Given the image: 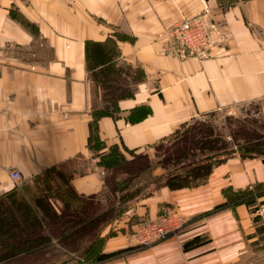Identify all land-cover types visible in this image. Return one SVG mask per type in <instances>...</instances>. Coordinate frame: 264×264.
<instances>
[{
  "label": "crops",
  "instance_id": "crops-1",
  "mask_svg": "<svg viewBox=\"0 0 264 264\" xmlns=\"http://www.w3.org/2000/svg\"><path fill=\"white\" fill-rule=\"evenodd\" d=\"M201 13L223 38L198 55L168 53L166 29ZM89 42L114 51L90 70ZM109 64L121 67L131 93L116 100L114 115L96 117L99 152L116 145L133 159L131 151H147L151 165L134 179L142 192L100 229L101 252L119 251L96 264H264V193L258 212L244 202L217 208L228 191L264 183V158L231 154L194 186L150 179L163 172L153 165V145L192 118L222 108L235 118L252 102L263 110L264 0H0V197L80 154L86 169L67 184L103 201L106 170L87 143L102 92L91 75ZM143 105L149 112L137 116L133 110ZM170 209L184 215L183 228L137 244L136 223Z\"/></svg>",
  "mask_w": 264,
  "mask_h": 264
},
{
  "label": "trees",
  "instance_id": "trees-1",
  "mask_svg": "<svg viewBox=\"0 0 264 264\" xmlns=\"http://www.w3.org/2000/svg\"><path fill=\"white\" fill-rule=\"evenodd\" d=\"M86 52L87 68L89 70L100 63L108 61L114 53L110 43L94 42L87 43ZM120 70L121 67L115 68L109 64L104 68L93 71L91 75L94 82L102 90L103 105L94 106L93 114L95 117L91 123V133L88 137L87 146L92 151L93 156L98 157V163L106 170L103 195L110 202L107 210L88 211L85 203L88 200L92 201L94 198L77 194L67 184L68 177L73 173H81L86 169V160L80 154L64 160L59 164V169L44 174L50 176L48 181L42 179L44 187L40 191L35 190L31 195L26 196L21 192V189L27 183L21 182L11 192L0 197V264H51L55 263L57 258H60L61 262H68V260L75 257L74 262L76 264H87L86 261L90 258L100 261L119 251L101 252L100 250L98 253L85 258L81 255V249L88 251L92 249L94 243L100 241L101 227L109 218L120 212L122 202L139 194L138 191L141 190V186H133L131 183L136 176L147 170L151 165L147 154H134V151H131L134 158L127 159L121 154L116 145L109 146L106 152H99L104 143L96 132V117L98 115H114L118 111L116 100L131 93V89L125 84L127 83L126 79L120 77ZM120 87H124L126 93L113 97L114 94L120 91ZM133 111H136L137 116H142L147 114L149 109L143 105ZM241 112L242 114L235 118L227 116L225 125L222 127L223 130L226 127V133L231 136L236 149L233 150L231 144L229 146V142L224 139V133L217 127V129L211 128L206 123H201V127L193 124L196 123L193 122L188 129L182 131L183 126H187L189 123L183 124L169 137L170 141L166 139L155 144L156 147L169 144V149L166 147L167 152H165L164 157L156 161V164L163 168V172L150 179H160L170 188L194 186L207 178L215 164L231 154L237 153L241 157L264 158V122L257 125L255 120L257 114L261 113L260 104L252 102L246 105ZM191 120L194 121L196 118L194 117ZM135 159H137V166L133 173L120 170L123 164L132 165ZM184 161H189L191 165L179 167L178 164H183ZM116 168H119V173L113 174L112 177L118 186H114L115 189L107 193L109 192L107 183L109 173ZM52 174L56 175L58 179V182H55L53 186L50 184ZM38 180H41V178H38ZM117 192H121V195L118 196L119 202L115 205L110 196L111 193ZM263 193L264 183L259 182L243 189L230 190L227 192V200L219 204L217 208L240 202L255 205L256 198ZM51 194L62 202V209L59 212L55 210L50 201V197L53 196ZM108 214L110 216L106 218ZM103 218L105 219L102 221ZM99 220L102 222L91 239L83 240L79 237L82 228H86L90 224L94 225ZM56 225L60 228L58 235L55 231ZM54 237H58L55 242L52 241ZM43 246H47L45 253L50 254L43 262L41 261L42 263L23 260L38 252ZM74 247L75 251H70ZM56 248L63 250L62 256L51 255L52 251L56 254L60 253ZM81 259L84 262L80 261Z\"/></svg>",
  "mask_w": 264,
  "mask_h": 264
},
{
  "label": "rangeland",
  "instance_id": "rangeland-1",
  "mask_svg": "<svg viewBox=\"0 0 264 264\" xmlns=\"http://www.w3.org/2000/svg\"><path fill=\"white\" fill-rule=\"evenodd\" d=\"M116 83H119V82H116ZM126 84V83H125ZM125 94L126 92H125V88L123 87H120V91H118V93H116V94H114L113 95V97L114 96H116V95H120V94ZM102 92H101V97H102ZM101 97H100V100L99 101H97V102H95V105L97 106V107H99V106H102L103 105V101L101 102ZM229 114H230V112H229V110H228V108H222V109H219V110H216V111H214V112H212V113H208V114H205V115H201V116H196L195 118H196V120H189V122H187V126L185 125V126H183V128H182V131L183 130H186V129H188L189 128V126L190 125H192V123L193 122H196V123H199V124H196V123H193V124H195V125H197V126H201L202 124L201 123H206V124H209V126H211V128L213 127V128H219L220 129V131L221 132H223L224 133V139H225V141H227V142H229V146H230V144H231V146H232V148H233V150L234 149H236V145L232 142V138H231V136L229 135V134H227L226 133V127H225V130H223L222 129V127L225 125V120H226V116H229ZM257 116H259V117H257ZM257 118L255 117V120H256V122H257V125H259L258 123H260V122H263V110H261V113L259 114H257ZM202 127V126H201ZM185 128V129H184ZM216 128V129H217ZM180 133V132H179ZM171 135H173V134H171ZM171 135L170 136H168V138H164L163 140H166V139H169V137H171ZM160 141H162V140H160ZM168 141H170V139L168 140ZM168 141H165V142H168ZM159 142V141H158ZM157 143V142H156ZM155 143V144H156ZM155 144L153 145V152H154V158H153V162H154V166H159L162 170H163V168L160 166V165H158V164H156V161L158 160V159H162L163 157H164V154H165V152H167L166 151V149L169 147V144L167 145H162V146H158V147H156L155 146ZM167 147V148H166ZM169 149V148H168ZM106 152V151H105ZM146 152L147 151H140L139 153H145L146 154ZM168 152H170V151H168ZM197 158H199V157H197ZM148 160H149V157H148ZM179 165V167H187V166H190L191 165V163L189 162V161H184V163L183 164H178ZM136 166H137V159H135V161L133 162V164L131 165V164H123V167L120 169L121 171L123 170H127V171H129V172H134V170H135V168H136ZM175 166H177V165H175ZM169 168V167H168ZM169 169H171V168H169ZM119 168H116L115 170H113L111 173H109V176H108V178L109 179H107V183H108V185H109V192H107V193H110L111 191H112V189L114 190L115 189V187L114 186H118L117 184H116V181H114V179H113V174H118L119 172ZM50 175H48V176H46V175H43L42 177H41V180H38V179H35L34 181H31V182H27V184H24V186L22 187V189H21V192L23 193V194H25L26 196H29V195H31V193L32 192H34L35 190H38V191H40L41 189H42V187H44V183H43V181H42V179H45V180H47L48 181V177H49ZM143 177H148L147 176V173H143ZM58 179H57V176L56 175H54V174H52L51 175V181H50V184H51V186H53L54 184H55V182H58L57 181ZM53 181V182H52ZM138 181V180H137ZM115 182V183H114ZM136 184V182L135 181H133L132 183H131V185H135ZM128 185H129V183H128ZM127 185V186H128ZM137 185H138V183H137ZM44 189V188H43ZM111 190V191H110ZM142 192V190H139L138 191V193H141ZM119 193V194H118ZM121 195V192H117V193H111V196H110V198L113 200V203H115V205H117L118 203H117V201H118V196H120ZM53 201V200H52ZM53 202H55V200L53 201ZM108 203H110L109 202V199H107L105 196H104V198H103V201L101 202L100 200H88V201H86V203H85V207L87 208V210L88 211H96V212H98V210L100 211V210H107V207H108ZM117 203V204H116ZM56 205H58V206H61L62 207V205H61V203H55ZM78 204V203H77ZM260 204L261 203H259V204H255V205H249L251 208H253V210L254 211H256V212H258V211H260V210H262L261 208L262 207H260ZM78 206H80L79 204H78ZM167 211H169V212H173V211H175L176 213H178L180 216H182L183 217V219H184V222H183V224H181L178 228H176L175 230H173V232L172 231H170L164 238H166V237H168V236H171V235H174V234H176L181 228H183V226H184V223H185V217H184V215L181 213V212H179V211H177V210H174V209H170V210H167ZM167 211H165V212H167ZM110 213V212H109ZM161 214V213H160ZM160 214H158L156 217H158ZM108 216H110V214H108V215H106V218L108 217ZM155 217V218H156ZM105 218H103V219H101L102 221L104 220ZM153 219V218H152ZM102 221H97L94 225L93 224H90V225H88L86 228H82V231L79 233V237H81L83 240L85 239V240H89V239H91L92 238V236H93V234L95 233V230L97 229V227L101 224V222ZM55 231H56V234L58 235V233L60 232V228L56 225V227H55ZM56 235V236H57ZM163 238V239H164ZM56 239H58V237H54V238H52V241L53 242H55L56 241ZM78 240H80V239H78ZM162 240V239H161ZM157 241H159V240H157ZM157 241H155V242H157ZM154 242V243H155ZM102 243V239H100V241L98 242H96V243H94V246L92 247V249H90V250H88V251H83V249H81V251H82V253H81V255H82V257H88V256H90V255H93L94 253H98L100 250H101V244ZM138 244V243H137ZM153 244V243H152ZM140 245V244H139ZM151 245V244H150ZM141 246H148V245H141ZM46 249H47V246H43V247H41L40 248V250H38V252H36V253H34L33 255H30L29 257H27V258H25V259H23V260H25L26 262H40V263H42L43 262V260L44 259H46L48 256H49V254H46L45 252H46ZM57 250H59L60 251V253L59 254H56L55 252H53L52 251V253H51V255L52 254H55V255H57V256H62V251L63 250H61L60 248H56ZM69 249V248H68ZM263 248H261V249H259V248H255V255H261V254H263V250H262ZM70 251H72V252H74L75 251V247L74 248H72ZM79 253V252H78ZM65 255V254H64ZM83 255H85V256H83ZM56 256V257H57ZM75 259H76V257L75 258H73V259H71V260H68V262H61V260H60V258H57V259H55V263H51V264H71V263H73V264H76L74 261H75ZM58 260V261H57ZM42 261V262H41ZM80 261H83L84 262V260L83 259H81ZM85 261H86V259H85ZM82 262V263H83ZM87 262V264H96V260L95 259H93V258H90V260H87L86 261ZM255 264H262V260H259L258 262H256V260H255Z\"/></svg>",
  "mask_w": 264,
  "mask_h": 264
},
{
  "label": "built area",
  "instance_id": "built-area-1",
  "mask_svg": "<svg viewBox=\"0 0 264 264\" xmlns=\"http://www.w3.org/2000/svg\"><path fill=\"white\" fill-rule=\"evenodd\" d=\"M215 36L221 40L224 34L217 25L207 19L205 14H196L180 19L166 29V50L181 58L198 55L214 45ZM10 176L15 181L19 180V173L16 170L12 169ZM183 222V217L175 211L163 212L156 218L139 220L134 227L133 235L138 244L150 245L163 239Z\"/></svg>",
  "mask_w": 264,
  "mask_h": 264
}]
</instances>
